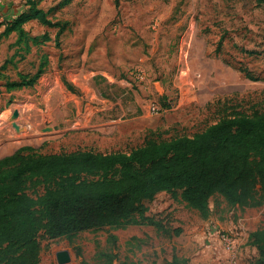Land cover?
<instances>
[{"label": "rangeland", "instance_id": "374dc122", "mask_svg": "<svg viewBox=\"0 0 264 264\" xmlns=\"http://www.w3.org/2000/svg\"><path fill=\"white\" fill-rule=\"evenodd\" d=\"M31 4L66 23L57 40L56 28L34 18L22 24V40L4 33ZM39 68L32 87H4ZM14 110L33 131L0 141V158L23 146L42 156L127 154L147 137H192L234 112L262 114L264 0H0V116ZM143 204L145 212L71 240L40 235L39 264H58L61 251L69 253L66 264H171L187 260L176 230L236 232L240 248L249 232L264 230V204L228 217L233 207L218 194L206 216L180 191Z\"/></svg>", "mask_w": 264, "mask_h": 264}, {"label": "trees", "instance_id": "16d2710c", "mask_svg": "<svg viewBox=\"0 0 264 264\" xmlns=\"http://www.w3.org/2000/svg\"><path fill=\"white\" fill-rule=\"evenodd\" d=\"M27 13L8 24L4 33L16 31L17 40H22V24L30 18L56 28L55 40L66 28V23L47 20L33 4ZM43 73L41 68L33 75L18 73V81L4 87L30 88ZM62 82L77 93L64 77ZM173 191H180L181 199L203 216L215 194L233 208L261 207L264 113L234 112L192 137H147L127 154L77 151L42 156L23 146L0 158V264H39L40 235L71 240L79 232L143 213L144 201ZM248 245L258 252L257 264H264V230L252 232ZM171 264L186 261L174 258Z\"/></svg>", "mask_w": 264, "mask_h": 264}, {"label": "crops", "instance_id": "0c3cea01", "mask_svg": "<svg viewBox=\"0 0 264 264\" xmlns=\"http://www.w3.org/2000/svg\"><path fill=\"white\" fill-rule=\"evenodd\" d=\"M136 104L139 103L135 98L134 101L131 102V105L128 107V110L134 111L136 108ZM103 107L106 108L107 105L104 104ZM117 112H119L118 109ZM236 210H238V207L232 208V210L228 214V217L230 215L234 216ZM233 219L236 220L235 217H233ZM263 219L264 218L260 217L259 221H263ZM180 231L181 232L179 236H181L178 241L180 245L178 248L181 250L180 254L184 255V257L187 259L186 264H257L259 257L258 252L254 247L248 245V238L252 232L248 233L246 241L244 239L245 242L242 243L241 241L243 247H238L236 255L229 261H225L223 258L218 259L212 251L208 250L205 247V244L203 242L204 232H195L194 229L189 231L187 230V228H185L184 230L181 229ZM182 235L183 238H181Z\"/></svg>", "mask_w": 264, "mask_h": 264}, {"label": "built area", "instance_id": "2783aa9c", "mask_svg": "<svg viewBox=\"0 0 264 264\" xmlns=\"http://www.w3.org/2000/svg\"><path fill=\"white\" fill-rule=\"evenodd\" d=\"M153 112L158 109L155 106L151 107ZM239 234L236 232L214 231L207 230L204 233L205 247L212 251L218 259L223 258L225 261L232 259L238 250Z\"/></svg>", "mask_w": 264, "mask_h": 264}, {"label": "bare ground", "instance_id": "6f19581e", "mask_svg": "<svg viewBox=\"0 0 264 264\" xmlns=\"http://www.w3.org/2000/svg\"><path fill=\"white\" fill-rule=\"evenodd\" d=\"M15 120H12L11 116H9L8 113H5L0 116V141H2L4 138L12 139V140H19L23 138L24 136H27L28 134H30V132L32 133L33 130L30 129L28 131L27 127L25 128V127L20 126L18 122H16ZM8 123L10 126L8 125ZM13 123L17 125V128L13 126Z\"/></svg>", "mask_w": 264, "mask_h": 264}, {"label": "water", "instance_id": "95a60500", "mask_svg": "<svg viewBox=\"0 0 264 264\" xmlns=\"http://www.w3.org/2000/svg\"><path fill=\"white\" fill-rule=\"evenodd\" d=\"M19 116V112L17 110H14L11 119L15 120ZM13 126L17 128V125L13 123ZM56 261L58 264H66L70 261L69 253L66 251H61L56 254Z\"/></svg>", "mask_w": 264, "mask_h": 264}]
</instances>
